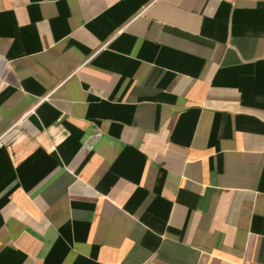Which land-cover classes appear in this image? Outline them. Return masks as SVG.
<instances>
[{
  "label": "crops",
  "instance_id": "0c3cea01",
  "mask_svg": "<svg viewBox=\"0 0 264 264\" xmlns=\"http://www.w3.org/2000/svg\"><path fill=\"white\" fill-rule=\"evenodd\" d=\"M0 264H264V0H0Z\"/></svg>",
  "mask_w": 264,
  "mask_h": 264
},
{
  "label": "built area",
  "instance_id": "2783aa9c",
  "mask_svg": "<svg viewBox=\"0 0 264 264\" xmlns=\"http://www.w3.org/2000/svg\"><path fill=\"white\" fill-rule=\"evenodd\" d=\"M3 145V141L2 139H0V147Z\"/></svg>",
  "mask_w": 264,
  "mask_h": 264
}]
</instances>
